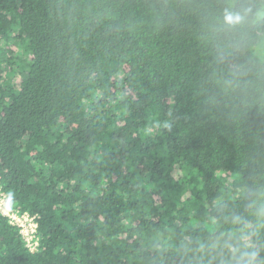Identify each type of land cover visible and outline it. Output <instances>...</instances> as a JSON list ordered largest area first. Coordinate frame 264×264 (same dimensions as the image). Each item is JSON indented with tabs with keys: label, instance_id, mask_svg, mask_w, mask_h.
<instances>
[{
	"label": "trees",
	"instance_id": "16d2710c",
	"mask_svg": "<svg viewBox=\"0 0 264 264\" xmlns=\"http://www.w3.org/2000/svg\"><path fill=\"white\" fill-rule=\"evenodd\" d=\"M264 0H0V264H264ZM19 76V77H18Z\"/></svg>",
	"mask_w": 264,
	"mask_h": 264
},
{
	"label": "built area",
	"instance_id": "2783aa9c",
	"mask_svg": "<svg viewBox=\"0 0 264 264\" xmlns=\"http://www.w3.org/2000/svg\"><path fill=\"white\" fill-rule=\"evenodd\" d=\"M0 213L9 219V222L20 228V232L30 250L38 246V223L35 216L15 208L6 198L0 182Z\"/></svg>",
	"mask_w": 264,
	"mask_h": 264
},
{
	"label": "rangeland",
	"instance_id": "374dc122",
	"mask_svg": "<svg viewBox=\"0 0 264 264\" xmlns=\"http://www.w3.org/2000/svg\"><path fill=\"white\" fill-rule=\"evenodd\" d=\"M263 50H264V47H263ZM19 77V76H18Z\"/></svg>",
	"mask_w": 264,
	"mask_h": 264
}]
</instances>
